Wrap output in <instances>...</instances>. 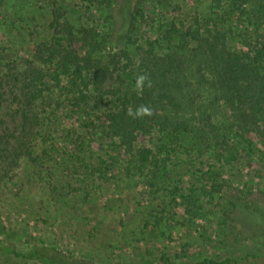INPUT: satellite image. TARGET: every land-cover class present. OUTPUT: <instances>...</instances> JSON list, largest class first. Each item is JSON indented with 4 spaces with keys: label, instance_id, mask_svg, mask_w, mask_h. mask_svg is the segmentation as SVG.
<instances>
[{
    "label": "trees",
    "instance_id": "1",
    "mask_svg": "<svg viewBox=\"0 0 264 264\" xmlns=\"http://www.w3.org/2000/svg\"><path fill=\"white\" fill-rule=\"evenodd\" d=\"M111 1L79 0L109 11L117 24ZM192 1L194 12L187 18L180 4L165 0L174 17L154 40L137 46L135 57L128 45L108 49L120 32L116 28L104 32L94 23L75 24L72 18L81 8L64 0L51 7L50 38L34 42L21 61L1 55L0 194L20 179L23 165L42 168L53 154L50 114L57 110L80 119L64 137L63 149L67 186L84 204L93 202L102 184L126 177L153 194H164L161 205L151 199L137 204L144 237L161 236L167 221L179 224L180 205L190 216L195 208L202 210L197 197L212 201L225 199L230 190L242 193L218 165L236 164L243 154L264 157V149L258 151L255 144L264 142V0ZM129 11L127 34L135 30V20H144L142 0H132ZM5 52L3 48L0 54ZM140 77L145 79L138 84ZM183 157L201 164L198 185L188 191L179 174ZM239 200L236 195L229 201L227 222L247 231L264 227V222L252 228L240 223L241 209L264 207ZM9 246L0 243V256L40 264H90L47 243L23 252ZM185 254V249L175 258L161 253L155 263L231 262L214 256L184 261Z\"/></svg>",
    "mask_w": 264,
    "mask_h": 264
},
{
    "label": "rangeland",
    "instance_id": "2",
    "mask_svg": "<svg viewBox=\"0 0 264 264\" xmlns=\"http://www.w3.org/2000/svg\"><path fill=\"white\" fill-rule=\"evenodd\" d=\"M55 1L0 0V51L3 48L9 51L0 57L21 61L28 57V48L34 42L50 38V13ZM64 1L81 8L72 18L75 24L94 23L104 32L110 27L123 30L112 39L108 49L118 51L128 45L132 57L138 45L154 40L160 28L174 17L169 2L142 0L144 20H135V30L127 34L132 0L111 1L117 24L111 21L107 10L79 0ZM176 4L182 6V17L189 18L194 12L192 0H174L173 5ZM50 117L55 127L51 140L53 154L44 160L42 168L23 165L20 179L0 194L1 244L23 252L47 243L59 248L68 258L82 257L90 264H156L155 258L161 253L175 258L182 249L186 252L184 261L214 256L230 258V264H264V227L247 231L236 223L229 221V224L224 215L232 208L229 201H235L236 195L241 197L237 201L239 204L264 207V157L260 154L252 159L243 154L236 164L223 162L218 165L225 172L224 177L241 194L230 190L225 199L214 197L212 201L205 195L197 197L202 210L195 208V215L190 216L180 205L179 224L170 225L167 221L161 236L144 237L143 219L137 204L151 199L155 205H161L164 194H153L137 179L126 177L116 183L102 184L93 202L84 204L82 196L72 193L67 186L65 171L68 166L64 162L63 149L67 146L64 137L78 126L79 116L57 110ZM255 144L258 151L264 149L261 139ZM93 153L98 154L99 150L94 148ZM65 157L68 159L67 155ZM249 162L259 165L249 167ZM193 163L191 157H183L180 163L179 174L187 191L192 185H198L196 171L201 164ZM237 215L240 223L249 228L264 222V208L255 212L241 209ZM97 217L101 219L100 224H96ZM0 264L40 263L3 255Z\"/></svg>",
    "mask_w": 264,
    "mask_h": 264
},
{
    "label": "clouds",
    "instance_id": "3",
    "mask_svg": "<svg viewBox=\"0 0 264 264\" xmlns=\"http://www.w3.org/2000/svg\"><path fill=\"white\" fill-rule=\"evenodd\" d=\"M144 79H145L144 77H140V78L138 79L137 83H138V84L142 83Z\"/></svg>",
    "mask_w": 264,
    "mask_h": 264
}]
</instances>
